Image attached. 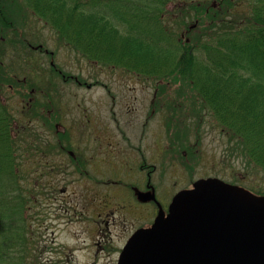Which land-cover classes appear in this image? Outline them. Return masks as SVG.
<instances>
[{
	"label": "trees",
	"instance_id": "16d2710c",
	"mask_svg": "<svg viewBox=\"0 0 264 264\" xmlns=\"http://www.w3.org/2000/svg\"><path fill=\"white\" fill-rule=\"evenodd\" d=\"M32 17L40 28L30 40ZM40 31L57 39L55 52L37 41ZM63 44L93 68L152 82L154 109L164 110L166 129L175 131L172 153L199 161L198 131L208 122L222 136V155L239 162L237 175L264 173V0H0V264H43L27 227L40 187L27 166L40 164L41 155L55 166L53 157L66 154L73 172L87 174L48 104L51 82L72 80L52 62ZM10 47L19 49L17 62H9ZM41 47L49 65H31L38 58L28 50ZM11 96L23 102L25 121L14 116ZM37 118L49 138L32 131ZM238 180L230 183L246 188Z\"/></svg>",
	"mask_w": 264,
	"mask_h": 264
},
{
	"label": "rangeland",
	"instance_id": "374dc122",
	"mask_svg": "<svg viewBox=\"0 0 264 264\" xmlns=\"http://www.w3.org/2000/svg\"><path fill=\"white\" fill-rule=\"evenodd\" d=\"M34 18L27 27L30 40L40 28V25L35 28ZM43 34L39 32L37 41L54 51L57 39ZM8 51L9 62L20 59L19 49L10 47ZM27 55L38 58L36 63L28 60L37 67L42 63L49 65L51 61L42 47L39 52L28 50ZM53 56L52 62L72 80L51 82L57 85L47 87L55 95L54 101L48 103L49 108L57 110L60 130L66 131L70 145L86 159L87 174L73 172V168L68 167L66 154L53 157L55 166L43 155L40 164L37 161L27 166L40 186L37 188L39 201L34 204V211L38 213L30 212L27 227L43 264H116L131 234L154 221V202L136 197L138 191L146 190L148 180L164 208L178 191L204 177L214 176L231 182L238 176L237 184L249 187L248 190L252 188L253 193L264 191V173L237 175L239 162L222 155V136L219 129L211 128L213 125L208 122L198 131L201 137L197 151L199 161L180 152L172 153L168 137H175V131L166 129L164 110L154 109L152 102L158 99V91L152 82L148 84L116 70L93 68L92 63L77 56L68 44L61 45ZM24 83L21 85L25 87L35 84ZM13 92L19 97L14 89V96ZM21 104L23 102L15 98L11 110L17 119L25 121L19 111ZM30 126L32 131L46 138L51 136L49 128L39 118ZM190 136L192 143L195 141L193 132ZM188 163L191 170L187 168ZM52 167V173L47 174Z\"/></svg>",
	"mask_w": 264,
	"mask_h": 264
},
{
	"label": "water",
	"instance_id": "95a60500",
	"mask_svg": "<svg viewBox=\"0 0 264 264\" xmlns=\"http://www.w3.org/2000/svg\"><path fill=\"white\" fill-rule=\"evenodd\" d=\"M137 197L159 209L129 237L117 264H264V195L206 177L178 191L166 214L153 191Z\"/></svg>",
	"mask_w": 264,
	"mask_h": 264
},
{
	"label": "flooded vegetation",
	"instance_id": "af4514ba",
	"mask_svg": "<svg viewBox=\"0 0 264 264\" xmlns=\"http://www.w3.org/2000/svg\"><path fill=\"white\" fill-rule=\"evenodd\" d=\"M145 191H153V192H154V196H155V198H156L154 187H153L152 185H150L149 180H148V182H147V184H146V190H145ZM140 192H142V191H140ZM152 201H154V200H152ZM158 203H159V202H158ZM154 204L156 205V213H157L159 207H158V204H157L155 201H154ZM159 204H160V203H159ZM160 206H161V208L166 212L167 207L164 208L161 204H160Z\"/></svg>",
	"mask_w": 264,
	"mask_h": 264
}]
</instances>
